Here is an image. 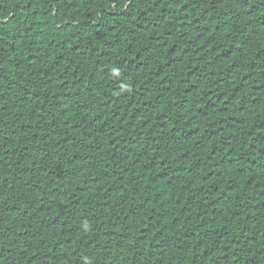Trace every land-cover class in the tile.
I'll return each instance as SVG.
<instances>
[{"label": "trees", "instance_id": "1", "mask_svg": "<svg viewBox=\"0 0 264 264\" xmlns=\"http://www.w3.org/2000/svg\"><path fill=\"white\" fill-rule=\"evenodd\" d=\"M0 264H264V0H0Z\"/></svg>", "mask_w": 264, "mask_h": 264}]
</instances>
